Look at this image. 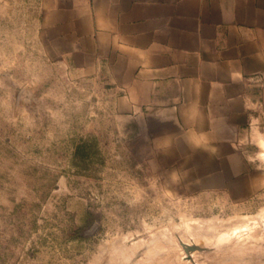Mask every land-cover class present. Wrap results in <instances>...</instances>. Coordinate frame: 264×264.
<instances>
[{
	"label": "rangeland",
	"instance_id": "rangeland-1",
	"mask_svg": "<svg viewBox=\"0 0 264 264\" xmlns=\"http://www.w3.org/2000/svg\"><path fill=\"white\" fill-rule=\"evenodd\" d=\"M72 6L88 11L0 0V264H264V142L219 177L139 133L102 72L72 63Z\"/></svg>",
	"mask_w": 264,
	"mask_h": 264
},
{
	"label": "crops",
	"instance_id": "crops-1",
	"mask_svg": "<svg viewBox=\"0 0 264 264\" xmlns=\"http://www.w3.org/2000/svg\"><path fill=\"white\" fill-rule=\"evenodd\" d=\"M87 1L57 25L72 63L102 72L139 133L238 175L264 142V0Z\"/></svg>",
	"mask_w": 264,
	"mask_h": 264
},
{
	"label": "bare ground",
	"instance_id": "bare-ground-1",
	"mask_svg": "<svg viewBox=\"0 0 264 264\" xmlns=\"http://www.w3.org/2000/svg\"><path fill=\"white\" fill-rule=\"evenodd\" d=\"M259 139V138H258ZM260 139H262V138H260ZM262 142H260V144H261ZM263 144V143H262ZM264 146V145H263ZM261 147H262V145H261ZM263 148V147H262Z\"/></svg>",
	"mask_w": 264,
	"mask_h": 264
}]
</instances>
